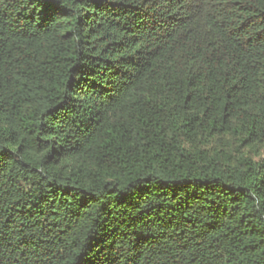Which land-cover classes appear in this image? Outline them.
Wrapping results in <instances>:
<instances>
[{
	"label": "trees",
	"instance_id": "trees-1",
	"mask_svg": "<svg viewBox=\"0 0 264 264\" xmlns=\"http://www.w3.org/2000/svg\"><path fill=\"white\" fill-rule=\"evenodd\" d=\"M0 264H264V0H0Z\"/></svg>",
	"mask_w": 264,
	"mask_h": 264
}]
</instances>
